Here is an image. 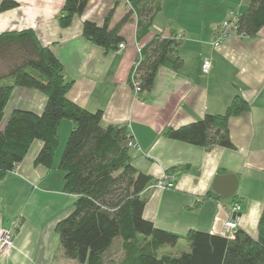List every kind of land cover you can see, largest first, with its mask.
Returning a JSON list of instances; mask_svg holds the SVG:
<instances>
[{
	"label": "crops",
	"instance_id": "obj_1",
	"mask_svg": "<svg viewBox=\"0 0 264 264\" xmlns=\"http://www.w3.org/2000/svg\"><path fill=\"white\" fill-rule=\"evenodd\" d=\"M15 1L16 7L0 12V33L30 29L40 44L49 46L62 64L65 80L71 82L67 98L89 111L100 109L103 125L130 127L135 144L128 153L137 170L157 180L177 173L171 188L150 187L144 193L145 219L180 237L189 230L223 235V223L237 203V229L257 238L264 207V26L252 36L232 33L217 48L211 44L228 13L244 12L249 0H160L149 32L137 39L134 12L120 29L125 47L110 51L83 37L82 23L101 25L112 10L110 26L115 25L130 8L125 0H88L67 27L57 21L64 0ZM154 34L176 37L182 64L176 69L169 63L161 65L151 90L135 98L129 79L138 56L136 44L141 46ZM205 57L211 59L207 74L200 69ZM0 73H4L1 62ZM235 94L249 109L228 120L232 148H205L165 135L167 128L207 113L223 114ZM45 102L46 96L36 89L14 87L5 108L8 116L14 109L40 113ZM72 128V121L60 122L51 168L34 163L42 146L35 139L23 160L0 179V228L9 227L13 219L19 222L12 245L0 251V264L77 263L56 252L55 231L76 199L64 191V172L58 168ZM221 175L236 179L234 194L227 199L213 188ZM117 252L109 255V264H118Z\"/></svg>",
	"mask_w": 264,
	"mask_h": 264
},
{
	"label": "trees",
	"instance_id": "obj_2",
	"mask_svg": "<svg viewBox=\"0 0 264 264\" xmlns=\"http://www.w3.org/2000/svg\"><path fill=\"white\" fill-rule=\"evenodd\" d=\"M159 1L129 0L131 8L115 25L110 26L111 10L101 25L85 20L82 36L106 51L116 50L125 41L120 29L134 12L137 39L149 32L160 10ZM87 3L88 0H64L58 24L69 26ZM16 6L15 0H1L0 12ZM262 26L264 0H249L246 10L237 13L235 32L252 36ZM178 45L175 36L154 34L140 46L138 97L151 90L161 65L169 63L174 69L181 66ZM0 62L4 68L0 80L9 79L0 82V121L14 87L36 89L46 96L40 113L14 109L0 126V179L16 168L35 139L42 146L34 163L51 168L59 146L58 126L63 119L73 123L58 168L64 172V191L76 195V199L71 212L55 226L58 254L76 260V264H107L110 260L106 261L105 252L115 245L119 250L115 254L119 255L118 264H264V207L256 239L242 229L231 236L189 230L180 237L155 227L143 217V208L144 193L157 179L132 165L126 126L103 125L100 109L89 111L67 98L71 82L65 80L61 62L49 46L40 44L32 30L0 33ZM129 82L132 86L131 79ZM248 109V103L235 94L223 114L207 113L178 128H167L164 133L205 148H232L228 120ZM116 238L118 243H114ZM180 239L186 241V249L178 253L165 251V246L173 247Z\"/></svg>",
	"mask_w": 264,
	"mask_h": 264
},
{
	"label": "built area",
	"instance_id": "obj_3",
	"mask_svg": "<svg viewBox=\"0 0 264 264\" xmlns=\"http://www.w3.org/2000/svg\"><path fill=\"white\" fill-rule=\"evenodd\" d=\"M125 1H126V4L130 6L129 0H125ZM236 28H237V13L230 11L226 19H224L217 27L216 35L211 42L212 46L214 48H217L232 33H236L235 32ZM179 36L180 35H178V37ZM124 47L125 45L122 42L118 44L117 49L121 50ZM136 50H137L138 56L136 60L133 62L130 79L132 82L133 95L135 98H138L141 92V87H140V81L138 80L136 68L141 59V56H140V46L137 44H136ZM210 67H211L210 57L203 58L201 65H200L201 72L203 74H207L210 70ZM126 128H127V146L131 147L135 144L134 139H133V134L129 126L128 127L126 126ZM176 174L177 173L164 174L160 179L156 180V182L152 184L151 187L171 188L174 184ZM239 211H240V206L237 203L231 206L230 208L231 216L228 220H226L223 223V236H231L233 232L237 230L238 225H239ZM18 223L19 222L17 219H13L9 227L0 228V251L5 250L7 247L12 245L14 231L17 228Z\"/></svg>",
	"mask_w": 264,
	"mask_h": 264
},
{
	"label": "water",
	"instance_id": "obj_4",
	"mask_svg": "<svg viewBox=\"0 0 264 264\" xmlns=\"http://www.w3.org/2000/svg\"><path fill=\"white\" fill-rule=\"evenodd\" d=\"M223 182H227L228 185L223 187L224 186ZM235 185H236V179L234 175H221L216 177L213 182V188L223 193L222 194L223 199H227L233 196L235 191Z\"/></svg>",
	"mask_w": 264,
	"mask_h": 264
},
{
	"label": "rangeland",
	"instance_id": "obj_5",
	"mask_svg": "<svg viewBox=\"0 0 264 264\" xmlns=\"http://www.w3.org/2000/svg\"><path fill=\"white\" fill-rule=\"evenodd\" d=\"M7 116H8V113H7V110L6 108H4V113H3V116H2V119L0 121V126H2L6 119H7ZM63 148V147H62ZM117 241V238L114 240V243ZM186 241L185 240H181V242H179L177 245L175 246H165V251L167 252H171V253H178L180 252L181 250L185 249L186 247ZM167 248V249H166ZM117 247H115V245L111 248L110 252H109V255L110 254H113L115 251H116ZM109 255L107 254V256L105 257L106 261L109 260ZM109 264V261L108 263Z\"/></svg>",
	"mask_w": 264,
	"mask_h": 264
}]
</instances>
